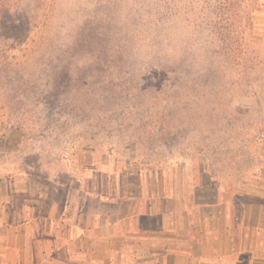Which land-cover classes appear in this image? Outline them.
Returning a JSON list of instances; mask_svg holds the SVG:
<instances>
[{
  "label": "rangeland",
  "instance_id": "rangeland-1",
  "mask_svg": "<svg viewBox=\"0 0 264 264\" xmlns=\"http://www.w3.org/2000/svg\"><path fill=\"white\" fill-rule=\"evenodd\" d=\"M8 6L38 14L34 53ZM116 196L175 212L202 264H264V0H0V253Z\"/></svg>",
  "mask_w": 264,
  "mask_h": 264
},
{
  "label": "crops",
  "instance_id": "crops-1",
  "mask_svg": "<svg viewBox=\"0 0 264 264\" xmlns=\"http://www.w3.org/2000/svg\"><path fill=\"white\" fill-rule=\"evenodd\" d=\"M163 193L153 199L161 201L165 207L171 198ZM107 200L109 210L105 209L102 199H96V203L87 198L80 204L53 203L45 215L36 218V233L24 232L23 244L19 234H13L17 240L12 237L3 243L0 264H125L127 257L129 264H202L203 257L207 256L206 238L193 237L189 243V237L181 241L179 236L165 235L175 229L182 233L183 224L175 219V212L165 209L160 214L154 212L153 200L146 203L143 211L139 207L131 211L126 204L140 201L138 196H116ZM123 203L126 211H119ZM261 205L264 206V202ZM155 215L162 219L158 226L153 223V227L147 225L150 228L144 229L142 226L146 225L140 221L141 226L138 221L140 217L153 219ZM201 227L204 228V224ZM183 246H189L185 251L188 255ZM261 252L264 253V242Z\"/></svg>",
  "mask_w": 264,
  "mask_h": 264
},
{
  "label": "trees",
  "instance_id": "trees-1",
  "mask_svg": "<svg viewBox=\"0 0 264 264\" xmlns=\"http://www.w3.org/2000/svg\"><path fill=\"white\" fill-rule=\"evenodd\" d=\"M11 3H13V0H11ZM9 5V4H8ZM13 8L4 9V13L6 16H8V23L13 26H18L17 32H12V30H9V34L11 35L9 38V41H12V43H17L18 45L24 46V53L25 55H29L34 53V49L37 47L34 46L32 36L38 37L39 35V27H40V19L38 17V14H34L32 16H25L22 14L20 16V19L15 18L16 11H13ZM32 39V40H31ZM12 49V48H11Z\"/></svg>",
  "mask_w": 264,
  "mask_h": 264
}]
</instances>
